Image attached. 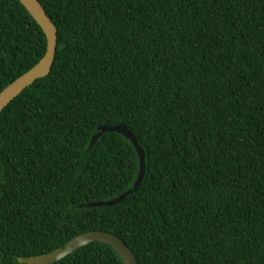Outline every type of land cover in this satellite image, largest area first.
<instances>
[{"label":"trees","instance_id":"trees-1","mask_svg":"<svg viewBox=\"0 0 264 264\" xmlns=\"http://www.w3.org/2000/svg\"><path fill=\"white\" fill-rule=\"evenodd\" d=\"M53 68L0 114V264L94 231L138 264H264V0H39ZM0 0V93L44 57ZM101 126H124L145 152ZM53 264H125L94 242Z\"/></svg>","mask_w":264,"mask_h":264},{"label":"water","instance_id":"water-1","mask_svg":"<svg viewBox=\"0 0 264 264\" xmlns=\"http://www.w3.org/2000/svg\"><path fill=\"white\" fill-rule=\"evenodd\" d=\"M19 1L43 29L47 37V50L44 57L36 66L20 76L0 93V114L12 101L20 96L27 88L32 86L37 80L45 78L50 74L57 53L58 29L47 14L46 9L42 5V3L39 0ZM105 132L120 133L131 141L137 151V154L139 155L140 173L134 186L125 194L108 202L92 203L87 205L89 207L114 206L122 203L129 195L135 193L138 190L145 177V152L139 145L138 139L133 134V132H131L124 126L99 127L98 133L91 140L88 151H91L101 135ZM94 242H99L111 246L115 251L118 252L125 264H138L135 255L125 244V242L118 236L105 231H94L81 234L68 242L64 248H59L51 253L43 254L37 257L20 258V261L28 264H53Z\"/></svg>","mask_w":264,"mask_h":264}]
</instances>
